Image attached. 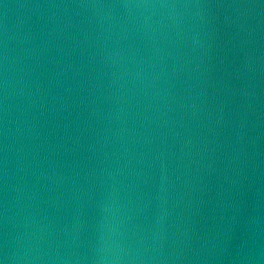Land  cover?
<instances>
[{"label": "water", "instance_id": "water-1", "mask_svg": "<svg viewBox=\"0 0 264 264\" xmlns=\"http://www.w3.org/2000/svg\"><path fill=\"white\" fill-rule=\"evenodd\" d=\"M0 264H264V0H0Z\"/></svg>", "mask_w": 264, "mask_h": 264}]
</instances>
